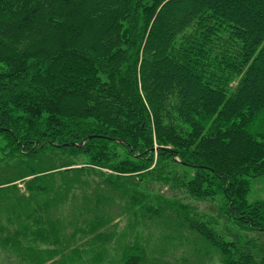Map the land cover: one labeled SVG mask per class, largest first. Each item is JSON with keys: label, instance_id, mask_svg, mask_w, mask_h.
Returning a JSON list of instances; mask_svg holds the SVG:
<instances>
[{"label": "trees", "instance_id": "16d2710c", "mask_svg": "<svg viewBox=\"0 0 264 264\" xmlns=\"http://www.w3.org/2000/svg\"><path fill=\"white\" fill-rule=\"evenodd\" d=\"M255 80L264 0H0V264H264Z\"/></svg>", "mask_w": 264, "mask_h": 264}, {"label": "rangeland", "instance_id": "374dc122", "mask_svg": "<svg viewBox=\"0 0 264 264\" xmlns=\"http://www.w3.org/2000/svg\"><path fill=\"white\" fill-rule=\"evenodd\" d=\"M253 86L255 87V89H259V88H264V85L262 84V82L255 80L254 83H252ZM248 128L250 130H254V131H259L261 133H264V112H262L261 114H259L257 116L256 119H254V121L252 122V124L250 126H248ZM76 160V159H75ZM75 165L77 166H88L89 164L84 161L82 158L77 157V161L74 162ZM97 169H100L103 172H107V170H105L104 168H99L96 167ZM101 182V181H99ZM98 182V183H99ZM15 183H17L21 188H23V184L21 183V181L17 180L15 181ZM143 187H145V189L147 191H149L150 193H158V192H162L165 194H169V191H167L166 187L162 188V185L157 184V183H153L150 181H143L142 183ZM103 186V185H101ZM181 196H183L182 194H180ZM247 199L249 201H254V200H258V199H264V177H253L250 181V192L248 194ZM185 201H190L191 202H195L194 200L190 199V198H184ZM194 204H196L199 209L204 210L207 209L209 207V204L206 202H195ZM214 206L217 208V202L214 203ZM211 213H216L215 210H210ZM124 218L121 219V221L119 222V225L116 227V231L117 232H122L123 228H124ZM222 222H218V224L216 225V227H221ZM185 250L186 247L184 246H179L176 249H170L168 254H167V258L169 259H173V258H183V257H188L189 255H185ZM206 264H219V261L217 259H213L212 261H209Z\"/></svg>", "mask_w": 264, "mask_h": 264}]
</instances>
